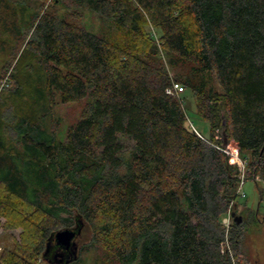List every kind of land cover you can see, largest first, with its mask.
<instances>
[{
    "label": "trees",
    "instance_id": "16d2710c",
    "mask_svg": "<svg viewBox=\"0 0 264 264\" xmlns=\"http://www.w3.org/2000/svg\"><path fill=\"white\" fill-rule=\"evenodd\" d=\"M48 2L0 0V229L25 227L0 264H58L44 255L55 232L82 225L69 264H252L259 212L223 222L242 180L223 149L234 141L245 180L264 182V0ZM86 10L125 44L89 30ZM190 92L209 136L189 123ZM57 98L85 99L64 139Z\"/></svg>",
    "mask_w": 264,
    "mask_h": 264
},
{
    "label": "rangeland",
    "instance_id": "374dc122",
    "mask_svg": "<svg viewBox=\"0 0 264 264\" xmlns=\"http://www.w3.org/2000/svg\"><path fill=\"white\" fill-rule=\"evenodd\" d=\"M30 6L33 7L32 10L36 9L38 7L37 0H27ZM52 0H49L48 4H51ZM47 4V5H48ZM31 7V8H32ZM83 16H81L82 23L91 31L102 34L106 36L109 41H114L118 44H125L128 38V30L123 27L119 28L115 25L111 24L109 21H107L104 18H101L96 13L86 10L82 11ZM7 60L8 57H3L0 55V75L2 73L1 67H3L4 60ZM185 66L183 67V70L185 73L189 72V70L195 66L194 63L187 61L185 62ZM12 71V68H10L9 73ZM172 75H174L175 71L172 69L171 71ZM198 76H205L209 84L214 86L216 89H220L219 83L217 79L214 77L213 74L209 72H198ZM5 81L2 83V86L4 87ZM2 87V88H3ZM7 90H3L2 92L5 93ZM189 98L187 99L186 106H187V112H188V120L189 123L199 130L204 136L210 135V124L207 120H205L203 117H201L198 113L196 108V98L194 93L190 92ZM85 107V99L83 101L79 102H69V103H63L60 101L59 98H57V102L54 106V112L55 115L59 119L58 128H59V135L62 139H64L66 132L68 130V127L76 122L82 115L83 109ZM237 144L234 141L229 142L226 145V149L232 152V155L236 152ZM240 157L242 158L241 154ZM243 159V158H242ZM245 160V159H243ZM243 172V171H242ZM241 172V177H242ZM247 173V164L246 169L244 170V174L246 176ZM240 191L239 197L237 198V201H239V208L237 210V215L240 216V214H247L245 213L246 206L253 210H258L259 212V222L258 224H252L250 227H248V230H246V236L244 239V242L242 245H244L245 254L248 258V260L252 264H264V182L263 181H254V180H245L244 185L242 186L241 183L239 185ZM233 210V207L231 211ZM229 217V214L224 216L223 222L226 226L229 223V226L231 223H233V218ZM227 223V224H226ZM228 226V227H229ZM25 227L23 225H20L18 227L12 228V229H0V258L1 255L9 250H14L15 245L20 243L22 241V236L24 232ZM85 239L81 236H78V248L80 250L81 245L84 243ZM82 258L77 260L76 263L73 264H94L96 254L95 252L90 253H82ZM45 264H47L46 261H44Z\"/></svg>",
    "mask_w": 264,
    "mask_h": 264
},
{
    "label": "water",
    "instance_id": "95a60500",
    "mask_svg": "<svg viewBox=\"0 0 264 264\" xmlns=\"http://www.w3.org/2000/svg\"><path fill=\"white\" fill-rule=\"evenodd\" d=\"M233 218L235 222L238 224L242 222V216L236 215L233 213ZM83 226V225H82ZM82 226H78L76 228H64L55 232L52 241L54 243V247H50V243L47 246V250L45 252V257L48 260L56 262L58 255L62 256L61 262L63 264H69L73 259H77L78 257V236H80L82 232ZM57 248H63L68 251V255L63 259V253H56Z\"/></svg>",
    "mask_w": 264,
    "mask_h": 264
},
{
    "label": "built area",
    "instance_id": "2783aa9c",
    "mask_svg": "<svg viewBox=\"0 0 264 264\" xmlns=\"http://www.w3.org/2000/svg\"><path fill=\"white\" fill-rule=\"evenodd\" d=\"M185 89L186 88H185L184 85L174 84L173 87L167 89V93L172 94V95H175V94L179 95L180 93L184 92ZM194 129L199 135H201L196 128H194ZM223 150L231 156V162L230 163L237 164L240 167L241 172L243 171L242 172L243 175L241 177V179H242L241 180V185L243 186L244 185V181H245L244 170L246 169V160H243L240 157V151H239L238 147L236 149V152L233 155H232V152L229 151L228 149L224 148ZM239 193H240V191H239ZM228 214H229L228 218L233 217V213H231V211ZM227 225L229 226V223Z\"/></svg>",
    "mask_w": 264,
    "mask_h": 264
},
{
    "label": "flooded vegetation",
    "instance_id": "af4514ba",
    "mask_svg": "<svg viewBox=\"0 0 264 264\" xmlns=\"http://www.w3.org/2000/svg\"><path fill=\"white\" fill-rule=\"evenodd\" d=\"M54 252H56V253H63V259L66 258V256L68 255V254H67L68 251L64 250L63 248H57L56 251H54ZM61 260H62V256H61V255H58V257H57V259H56V262H57L58 264H63V263L61 262Z\"/></svg>",
    "mask_w": 264,
    "mask_h": 264
}]
</instances>
